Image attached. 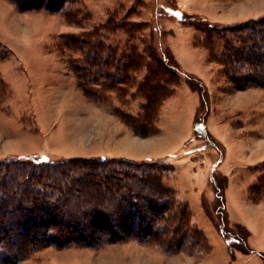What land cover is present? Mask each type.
I'll list each match as a JSON object with an SVG mask.
<instances>
[{
    "label": "trees",
    "instance_id": "obj_1",
    "mask_svg": "<svg viewBox=\"0 0 264 264\" xmlns=\"http://www.w3.org/2000/svg\"><path fill=\"white\" fill-rule=\"evenodd\" d=\"M6 1L20 13H67L79 2ZM180 18H184L183 14ZM190 19L197 24L190 25L197 33V46L214 54L216 47L220 48L219 42L223 43V65L229 67L231 84L237 90L264 89V16L234 25H221V29L209 24L204 27L201 18L196 15H190ZM140 26V23L132 24L127 31L133 33L140 30ZM109 31L112 27L106 23L92 31L63 34L59 48L67 57L68 69L77 79L78 88L93 103L101 102L102 98L97 93H118L128 85L132 73L135 75L144 70L139 88L148 93L144 96L146 102L142 109L137 115L124 111L114 115L140 137L157 135L160 132L159 119L155 122L153 109L156 105L161 109L180 85L174 83L177 89L170 95L161 97L157 94L161 92V87L169 86L166 78L174 77L173 69H179V65L169 47L163 50L162 44L159 47L160 57L151 46H146L141 52L135 46L117 49L105 41L104 33ZM225 31L240 35L232 40L222 35ZM202 35L205 40L200 41L198 38ZM2 44L0 41V47ZM8 52L5 50L4 54H0V61L8 57ZM182 74L204 88L203 92L198 90L201 105L205 85L197 77L185 72ZM5 87L6 81L0 75V90ZM194 132L197 137L207 139L220 154L214 168L220 166L225 150L211 136L205 119L194 123ZM253 171L257 180L249 189V198L257 203L264 199V163ZM212 174L217 203L213 213L203 203L207 216L225 239L232 255L233 251L240 250L244 254L256 252L264 262V252L256 251L248 243L249 231L242 225H231L229 222L225 197L228 178L215 173V170ZM191 212L188 202H181L175 197L174 188L163 179L159 165L152 159L132 161L74 157L52 161L44 155L0 159V264H17L27 258L34 247L54 245L58 249H99L127 239L140 243L157 240L160 245L166 246L167 251H171L182 246L186 237L197 241L196 234L204 243L199 247L209 254L212 246L206 235L192 225ZM193 231L197 233L190 236ZM8 236L19 243L11 248L6 245L1 247ZM198 244L195 243L197 247Z\"/></svg>",
    "mask_w": 264,
    "mask_h": 264
},
{
    "label": "rangeland",
    "instance_id": "obj_2",
    "mask_svg": "<svg viewBox=\"0 0 264 264\" xmlns=\"http://www.w3.org/2000/svg\"><path fill=\"white\" fill-rule=\"evenodd\" d=\"M182 3L181 7L178 0H79L78 3L70 7L69 11L67 10V13H20L15 11L6 0H0V40L4 42L0 47V54H4L5 50L9 51L8 57L0 61V75L6 81V87L0 90V152L11 151V148H21L25 142L29 149L24 154L12 152L3 154L0 159L9 156L32 155H44L52 161H62L74 157L119 159L111 158L106 152L91 157L89 147L97 146L94 144L99 141V136L103 135L107 140L106 138H111L115 131L113 126L101 116L114 115L123 111L133 115L140 112L143 103L146 102L144 96L148 93L147 90L141 91L139 88L145 71L135 75L132 73L127 82L128 85L118 93H97V96L102 98L101 102L93 103L78 88L77 79L68 69L67 57L59 48L61 36L67 33L92 31L103 24L110 23L112 31L104 33L105 41L109 45L121 50L126 46H135L140 52L146 46H151L159 55L161 44L163 50L168 47L170 36L174 35L173 30L176 34L179 33L175 42L181 43L189 38L193 31V27L190 25L195 24L191 21L190 15L200 17V22L204 27L209 24L210 27L221 29V25H211L205 22L206 19L201 16L204 15L208 19L214 18L209 0H184ZM251 4L252 8H261L264 5V0H252ZM183 12L185 13L184 18H180ZM157 14H159L158 18ZM138 23L141 25L140 30L133 33L127 31L132 24ZM222 35L234 40L240 34L237 32L226 33L225 31ZM202 37L199 36L198 39L205 40V37ZM195 45L197 44L195 43ZM222 45L223 43L219 42L218 47L220 48L216 47L214 54L208 52V60L215 67L212 82L206 85L200 78L192 75L203 82L205 93H202L204 95L203 103L199 104L191 129L188 131L189 138L186 145L173 156L152 159L153 163L159 165L163 179L174 188L175 197L181 202L189 203L192 211V225L206 235L207 241L211 245V240L208 238L209 233L207 234L205 231L207 228L202 225L204 219H200L196 207L189 200L184 199L185 193L186 196H190L192 192V189L186 187V185L192 184L189 183L190 179L184 177L185 174L192 170L201 171V167L207 164L204 171L202 170V175H205L203 178L204 191L203 194H199L198 201L201 202L205 221L207 219L211 223L216 233V235L211 234L214 256L210 264H228L224 248H222V246L225 247V239L214 227L203 207V203H206L210 212L213 213L215 210L217 200L211 176L214 175L212 174L214 170L215 173L222 175L220 166L214 168V163L220 154L214 150L213 145L208 143L207 139L196 136L194 123L202 118L207 122L211 116V126L218 127L214 119L217 120L222 107L229 106V104L243 105L247 108L255 107L258 108V112L264 113V91L240 93L239 98H234L233 93H220L219 90L226 89L224 83L231 84L230 69L223 65L224 61L221 57ZM178 68H176L177 70L173 69L174 77L166 78L169 86L161 87L159 89L161 92L158 91L157 95L161 97L170 95L177 89L173 86L174 83L179 84V88L185 87L201 95L198 90L203 92L204 88H200V84L188 80L182 74L181 66ZM230 86L234 90L240 91L232 84ZM153 111L156 113V121H154L157 122L161 118L160 106L156 105ZM159 115L160 118H158ZM250 116L251 118L248 119L245 114H242V120L233 125L243 126L245 123L247 124L248 120L254 124L258 121L259 113ZM114 117L120 120L116 115ZM262 117L264 118V115ZM174 120H168L166 124L171 122L170 125H174ZM97 123L101 125L100 128ZM160 134L161 130L159 134L147 138ZM91 135L93 136L91 137ZM211 136L213 137L212 134ZM215 140L217 139L215 138ZM116 143L118 141L114 144ZM191 153L196 155H191ZM245 156L247 155L241 154L235 159L242 161ZM23 161L26 160H21V162ZM244 166H246L245 163L238 168V171ZM201 184L202 182L199 183V186ZM177 186L185 189H178ZM196 233L193 231L190 236H194ZM196 236H198L197 241H194V238L186 237L182 246L177 249L172 248L171 251H167L166 246L160 245L157 240L140 243L135 239L105 245L99 249L78 247L58 249L54 245L34 247L31 249L30 255L17 264H108V262L111 264H162L165 260V264H171V259L179 258L184 262L189 260L197 264L207 258L211 252L206 254L205 249L199 247L204 246V243L198 234ZM15 237L21 240L20 236L15 235ZM39 237H43V235ZM15 242L8 236L1 247L5 245L9 248L15 247L19 243ZM195 243H199L198 247ZM227 248L234 259L238 253L244 254V251L240 250L233 251L232 255L228 246ZM247 256L243 258L241 256L237 264H248L246 263Z\"/></svg>",
    "mask_w": 264,
    "mask_h": 264
},
{
    "label": "crops",
    "instance_id": "obj_3",
    "mask_svg": "<svg viewBox=\"0 0 264 264\" xmlns=\"http://www.w3.org/2000/svg\"><path fill=\"white\" fill-rule=\"evenodd\" d=\"M183 1L184 0H178L181 7ZM209 2L211 3L210 7L212 8V15L214 18L208 19V17L204 15L201 16L213 24L228 26L264 16V5L261 8H252V0H209ZM13 9L17 11L15 7H13ZM173 32L174 35L170 36L168 47L176 62L181 66L183 72L195 75L206 85H209L215 75V67L214 64L210 63L208 60L207 49L195 45L197 34L195 29L193 28L192 34H190L189 38L186 40L188 41L187 43L186 41L181 43L175 42L179 33H177V35L174 30ZM224 84L226 89L219 90L220 93H233L232 96L234 98H239L240 93H259L257 91H264V89L259 88L236 91L231 88L230 83ZM199 104L200 97L197 92H193L185 87L179 88L176 94L168 99L161 108V118L158 123L161 134L151 138H143L136 135L131 128L114 117L113 114L101 116L113 126L115 131L111 138H106L107 140L104 139L103 135L99 136V141H96L94 144L97 146L89 147V155L92 154L91 157H94L93 155L98 156L106 152L111 158H125L133 161L173 156L186 145L189 138L188 131L191 129ZM256 113H259V118L256 123L253 124V122H249L250 120H248L247 124L245 123L243 126L233 125L235 122L239 123L242 120V114H245L247 118L250 119V115ZM262 115H264V113L258 112V108H247L243 105L234 106L229 104V106H223L221 113L217 116V120L214 119L218 127L213 128L211 126V116H209L206 122L209 132L218 140L225 150L224 159L220 164V171L223 176L228 178L225 197L229 222L231 225H242L249 231L248 243L258 252H264V199L257 203L252 202L249 198V189L257 180V174L253 169L264 163V118ZM173 119H175L174 125H170L171 122L166 124L168 120L173 121ZM97 125L98 128L101 127L100 124L97 123ZM92 136L93 135H91V137ZM152 138L154 140H151ZM145 139H148L150 142H147L148 140ZM117 141L118 143L114 144ZM26 145L25 142L22 144L21 148H11V151H1L0 156L10 152L16 154L27 153L29 149ZM194 153H191V155H196ZM241 154H246L247 156H245V159L242 161H237L235 158ZM244 163L246 166L241 167L238 171V168ZM206 166L204 165L201 167V171H188V174L184 176L190 179L189 183L192 184L186 185L187 188L192 189V192L190 196H186L185 193L184 199L189 200L191 204L196 207L199 218L204 219L202 225H204V228H207L205 231H207V234L209 233V236H207L211 240L212 246L210 255L197 264H210L212 262L214 247L211 234L214 233V235H216L211 223L207 219L205 221L201 202L198 201V198L200 199L199 194H203L204 191L205 183L203 184V178H205V175H202V170L204 167L206 168ZM190 172L191 174L189 175ZM200 182H202V184L199 186ZM177 188L182 190L185 189L181 188V186H177ZM224 245L225 247L221 246L224 248L228 264H237L241 256L243 258L247 255L246 263L264 264L260 255L256 252L249 254L238 253L236 255L237 257L234 259L229 254L225 242ZM165 261L162 262V264H165ZM170 262L171 264H195L189 260L184 262L180 258L176 260L171 259Z\"/></svg>",
    "mask_w": 264,
    "mask_h": 264
},
{
    "label": "bare ground",
    "instance_id": "obj_4",
    "mask_svg": "<svg viewBox=\"0 0 264 264\" xmlns=\"http://www.w3.org/2000/svg\"><path fill=\"white\" fill-rule=\"evenodd\" d=\"M185 16V13L183 12V17ZM207 129H208V127H207ZM108 264H111V262H108Z\"/></svg>",
    "mask_w": 264,
    "mask_h": 264
}]
</instances>
